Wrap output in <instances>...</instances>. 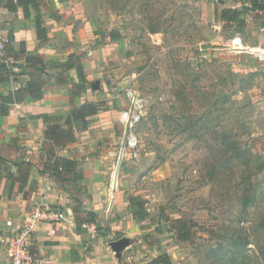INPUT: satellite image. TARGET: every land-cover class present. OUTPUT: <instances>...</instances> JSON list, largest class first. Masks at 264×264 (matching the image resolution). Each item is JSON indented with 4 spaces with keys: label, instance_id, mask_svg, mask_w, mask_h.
<instances>
[{
    "label": "rangeland",
    "instance_id": "obj_1",
    "mask_svg": "<svg viewBox=\"0 0 264 264\" xmlns=\"http://www.w3.org/2000/svg\"><path fill=\"white\" fill-rule=\"evenodd\" d=\"M38 1L47 15L63 21L68 51L87 63L89 87L71 96L78 89L75 82L67 85L72 103L97 101L105 109L89 117L88 128L67 146L76 171L88 175L79 181L64 177L73 209L89 217L90 178L103 181L102 188L107 184L106 208L116 195L127 205L131 196L144 201L140 219L133 218L132 244L122 255L127 264L134 259L150 264L159 253H168L171 264H264V58L224 45L239 33L245 43L264 46V11L254 20L246 0ZM222 4L243 9L253 24L238 31L236 23H222L216 13ZM154 24L164 30L150 32ZM180 86L185 99L177 100ZM129 87L145 97L148 111L137 128L138 160H123L117 171L118 110ZM5 150L0 175L8 162L20 175L17 158ZM35 162H30L34 173L42 168L38 161L41 168L33 169ZM1 221L0 216V239L8 234ZM180 222L190 232L185 243L177 238ZM93 223L103 235L105 226ZM109 232L107 243L125 234ZM144 235L155 243L153 251ZM3 253L0 241V263Z\"/></svg>",
    "mask_w": 264,
    "mask_h": 264
},
{
    "label": "crops",
    "instance_id": "obj_2",
    "mask_svg": "<svg viewBox=\"0 0 264 264\" xmlns=\"http://www.w3.org/2000/svg\"><path fill=\"white\" fill-rule=\"evenodd\" d=\"M222 6L233 8L226 4H222ZM40 7L47 34L46 40H39L36 37L33 18L24 17L21 8L9 11L2 5H0V22L3 24V28L0 30V36L5 38L8 30L11 29L14 50H17L23 42L26 55L37 56L46 63L63 62L69 53L74 52L68 51L70 46L67 39L64 40L63 31L61 30L63 21L60 17L54 18L47 15L43 6ZM257 11L260 10H250L254 20L264 10L262 12ZM59 14H61V11H59ZM250 23L253 24L250 19L247 20L245 28L250 27ZM261 29L264 38V24ZM243 42L245 43L244 40ZM245 44L264 53V46ZM64 49L67 50L62 51ZM16 63L20 65V67L14 68L18 75L11 77L9 82L0 85V93L3 95L25 85L29 79L28 70L30 68L26 67L24 59L20 58ZM86 64L82 61L85 70H87ZM47 71L50 74L46 77L43 95L40 99L25 97L21 101L9 104L5 114H0V155H3L2 147L5 146L7 155L12 156L13 160L17 158V161H13V163L19 162L20 171V175L14 174L15 170H18H14V167L17 168V166H13L8 162L5 165L6 173L0 175V216L4 218V222L1 221L3 233H9L18 228L33 205L37 203L57 205L65 210L69 220L55 224H41L30 242L31 248L36 249L39 254L47 258L49 264H127L125 257L122 255L131 246L130 236L136 232L137 227L130 211H126L127 203L122 202L119 195L112 199L113 204L110 211H107L105 205V202L109 199L107 184L102 188L104 182L101 180L90 178L86 181L93 195L88 200L89 206L87 205V208L94 214L95 221L101 226H105L103 235L97 234L95 237H89L86 231L77 223L76 216L78 212L73 209L70 194L64 185L65 176H69L72 181L71 174H63L58 179L48 172H31L32 168L25 174L27 164L29 163L32 166L30 162H35L34 158L38 160L35 162L37 165H33V169L36 166L41 168L38 161H41L40 148L45 126L41 115L65 117L69 113L71 101L73 100L69 97V87L67 85H70V82H77L78 79L74 69L65 72L67 77L65 80L57 78L59 70L49 68ZM81 102L83 101H76L74 104ZM70 144L72 142L58 147L57 154L67 158L66 153L69 154L67 146ZM23 169L25 172H23ZM87 177L88 175L85 173L83 175L82 172V178L86 179ZM4 187H7V189L3 193ZM50 230H54V232L50 233ZM113 230H120L125 234L120 239L107 243L105 241L107 240L106 237H110L109 231ZM144 244L147 249L153 251L152 247L147 246L145 242ZM3 255L4 260H1L0 264L2 262L3 264H10L6 253H3ZM137 260L134 259L130 262L132 264L146 263V261L139 262Z\"/></svg>",
    "mask_w": 264,
    "mask_h": 264
},
{
    "label": "trees",
    "instance_id": "obj_3",
    "mask_svg": "<svg viewBox=\"0 0 264 264\" xmlns=\"http://www.w3.org/2000/svg\"><path fill=\"white\" fill-rule=\"evenodd\" d=\"M249 2V6L245 7L249 11L251 10H264V3L257 0H246ZM174 3V2H173ZM0 5L9 11H15L18 8L22 9L23 15L26 18L32 17L35 24L36 37L39 40H46L47 34L43 23V14L41 12V4L38 0H0ZM148 6H152L149 3ZM149 8V7H148ZM147 8V9H148ZM151 9V8H149ZM244 9V10H245ZM217 19L222 23L231 24L236 23L238 31L249 20V15L246 14L243 9L226 8L221 7L216 11ZM3 28V24L0 22V30ZM150 32H160L164 28L159 24H154L149 29ZM13 33L12 30H8L4 42V54H0V85L9 82L11 77L18 75L14 71V68L20 67L16 61L20 58L24 59L26 67H29V79L25 85L16 88L14 91H9L6 95L0 93V114H5L9 104L21 101L25 97H31L33 99H40L43 95V86L46 83V77L50 74L47 69L53 68L59 70L57 78L59 80H65V72L70 69H74L78 82L72 83L77 87V91L72 92L71 96L79 94V91H84L89 87V83L84 74V68L82 65V56L76 52L68 54L67 58L63 62H51L46 63L41 58L32 55L25 54L24 43L22 42L17 50L12 47ZM11 57L13 60L8 61L7 58ZM193 80H198L199 74L194 73ZM185 87L180 86L179 91L176 94V99H185ZM182 106V105H181ZM101 103L97 101L86 100L79 104H72L69 113L65 117H50L46 114L41 115L44 122V136L40 148L41 156V172H48L50 175H54L58 179L63 174H71L72 181L82 178L81 171H76V162L60 156L57 154V148L62 147L69 142H73L78 132L84 131L88 127L87 118L97 115L104 111ZM168 116V114H165ZM153 125H157L156 117L152 118ZM180 125L182 132L185 131V125L177 122ZM2 161V159H1ZM26 173L30 169V164H27ZM263 165H260L258 169H261ZM144 201L138 196H131L128 198L129 211L132 217L136 220L140 219V212L142 211ZM89 214V217L79 215L76 216L78 225L81 222H95L94 214ZM177 238L182 242H188L190 232L185 227L184 222H180L176 226ZM147 246L155 249V243L151 241L147 235L143 237ZM150 264H171L170 255L168 253H159L151 258Z\"/></svg>",
    "mask_w": 264,
    "mask_h": 264
},
{
    "label": "built area",
    "instance_id": "obj_4",
    "mask_svg": "<svg viewBox=\"0 0 264 264\" xmlns=\"http://www.w3.org/2000/svg\"><path fill=\"white\" fill-rule=\"evenodd\" d=\"M218 1V0H209ZM214 30L219 33L220 28L215 26ZM216 40H221L220 35H216ZM5 38L0 36V54H4ZM224 45L233 52H248L255 53L249 49L240 34H232L224 40ZM258 57L263 59L261 55L264 53H257ZM12 61L11 57L7 58ZM125 106L118 111V125L120 128L121 139L117 149V160L114 168L117 169L125 159L139 158V137L137 128L140 122L147 114V105L145 97L135 88H126L123 91ZM116 171V173H117ZM113 176L111 183H113ZM110 183V185H111ZM112 199L108 203L107 211H110ZM65 210L57 205H48L37 203L33 205L27 217L22 221L19 229L4 235L0 241L4 244L7 257L10 264H49L47 258L37 252L36 249L31 248V238L37 231L41 224H55L68 221ZM80 227L86 231L89 237L97 235V227L93 222H81ZM54 230H50L53 233Z\"/></svg>",
    "mask_w": 264,
    "mask_h": 264
},
{
    "label": "bare ground",
    "instance_id": "obj_5",
    "mask_svg": "<svg viewBox=\"0 0 264 264\" xmlns=\"http://www.w3.org/2000/svg\"><path fill=\"white\" fill-rule=\"evenodd\" d=\"M249 49H250L251 51L255 52V53H262V54H263V52L258 51L255 47H249ZM114 170H116V169H114ZM114 170H113V171H114ZM111 175H112V174H111Z\"/></svg>",
    "mask_w": 264,
    "mask_h": 264
}]
</instances>
